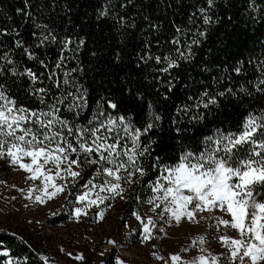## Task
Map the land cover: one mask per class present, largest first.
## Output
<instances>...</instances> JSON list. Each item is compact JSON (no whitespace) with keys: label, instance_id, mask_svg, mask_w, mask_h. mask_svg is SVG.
Listing matches in <instances>:
<instances>
[{"label":"snow or ice","instance_id":"snow-or-ice-1","mask_svg":"<svg viewBox=\"0 0 264 264\" xmlns=\"http://www.w3.org/2000/svg\"><path fill=\"white\" fill-rule=\"evenodd\" d=\"M174 3L182 0H155V6L152 0H105L97 10L98 19L114 20L122 37H127L131 30L141 33L140 46L129 55L134 56L137 69L156 66V71L149 75L153 84L163 89L158 92L160 101L170 98V92L181 79L182 68L196 64L195 46L215 43L212 25L224 23L220 12L227 14L235 7L234 0H197L190 6L192 10L184 25L166 16ZM23 4L15 12L22 22L32 21L35 29L31 32L32 42L22 37V24L21 28L0 26V37L6 34L14 37L12 46L0 42V48H7L0 54V78L5 81L0 83V160L27 173V187L18 188L25 200L47 206L63 196L64 203L51 215L66 212L74 222L82 221L90 213L103 221L117 200H130L136 205L131 216L137 227L124 224L130 228L126 241L139 235L140 229L141 243H145L167 236L172 226L206 222L204 234L195 235L180 251L168 257L152 251L151 256L162 264H264V62H259V58L256 64L250 59L244 62L237 59L229 65L236 74L252 66L253 78L245 77V83L239 87L223 83L219 72L209 77L215 89L211 84L189 78L188 88L199 86L198 90L193 91L191 102L182 103L176 112L194 122L193 132L196 125L204 127L212 123L209 116L216 120L225 101L248 104L246 116L235 130L222 127L220 121L211 134L200 137L198 148L185 145L175 162L161 156L153 159L157 130H163L165 119L160 103L134 87L138 81L129 77L118 89L102 95L91 117L82 122L81 113L89 107L90 96L88 87L81 83L88 66L78 53L86 46L87 37L62 32L44 19L41 14L55 11L57 0H49L48 8L43 0L38 5L23 0ZM129 8L134 9L131 14L127 12ZM245 10L250 19L257 12L264 22V0H245ZM161 16L174 29L167 39L165 19ZM48 46L57 47L55 59L46 53L41 55L39 50ZM18 49L21 56L43 66L45 71L21 65L14 58ZM90 55L96 57L99 53ZM70 61L76 66L68 67ZM113 61L123 62L120 50L113 54ZM210 65L214 66L215 60L204 62V71L210 73ZM23 78L28 80L27 91L35 98V107L19 102L6 83L9 79L15 83ZM227 79L231 81L232 77ZM46 80L51 81L52 87L45 84ZM142 106L148 111L143 112L141 122L142 112L136 109ZM169 123L175 125V132L187 135L188 129L179 119H169ZM153 169L154 178L145 179ZM18 239L32 247L22 235ZM212 241L223 251H213L209 247ZM108 243L113 248L124 246L118 245L116 239ZM193 249L196 253L189 255ZM11 251L0 240V255L6 257L5 264H33L30 256H13ZM59 251L80 264L86 260L82 252L74 254L62 246ZM111 255L112 264H128L116 252ZM37 256L41 264H53V257L43 252Z\"/></svg>","mask_w":264,"mask_h":264},{"label":"trees","instance_id":"trees-1","mask_svg":"<svg viewBox=\"0 0 264 264\" xmlns=\"http://www.w3.org/2000/svg\"><path fill=\"white\" fill-rule=\"evenodd\" d=\"M34 5L41 3V0H31ZM105 0H57V6L55 11L42 13L46 21L50 20L51 23L62 32L73 36L87 37L86 46L78 53L79 59L84 65L88 66L87 71L83 74L81 83L85 84L89 89V107L81 113V121L85 122L91 117L92 112L96 110V101L100 99L102 95L110 94L111 90H116L120 87V84L127 80L129 77H133L137 84L134 87H139L141 90L146 91L148 98L160 103V108L164 116L163 130H157L159 132L158 144L153 148V159L155 156L164 157L170 162H175L179 153L182 151L185 145L192 148L199 147V139L204 134H211V130L220 121H223L222 127H231L235 130L236 126L242 123L246 116V109L248 104H241L238 102L229 103L224 102V106L221 110V115L216 120H213L212 116H209V120L212 123L207 124L204 127L196 125V129L193 132L192 124L187 117L176 112V108L182 103L191 102L190 97L193 91L196 89H189L188 85L191 83V79L199 80L204 84H211L215 89L216 85L209 78L216 76L217 72L220 73L223 78V83H230L239 87L245 83V77L248 79L253 78L252 66L248 65L246 70L240 74L232 72L229 65L235 63L238 59L241 62L251 60L253 64L258 62H264V22L259 18V13L253 12V18L248 17V12L245 10V0H234L235 7L232 8L227 14L220 12V16L224 23L219 25H212L214 30L212 33V39L215 42H204L196 47V64L186 65L181 70V79L177 81V86L174 91L170 92V98L167 101H160L158 92L163 89L155 86L151 80L149 73L156 71V66L151 65L147 68L137 69V65L133 62L134 56L130 57V53H133L139 46L142 40V35L138 30H131L127 37H122L120 32L117 31L114 20L111 17L97 18V10L101 8ZM153 6H155V0H152ZM197 0H182V3H174L171 9L167 10L166 16L174 19L177 24L187 25V16L191 12V5L195 4ZM45 7L48 8L49 0H43ZM67 5V7H64ZM16 7H24L23 0H0V26L2 27H16L21 28L22 37L32 42L33 37L31 32L34 31L32 21H21V17L15 12ZM70 9V11H69ZM239 9V13L233 15L236 10ZM35 12V8H33ZM134 9L129 8L127 12L131 14ZM155 15V13H154ZM11 16L12 19H7ZM161 19H165V36L174 31L172 24L165 16H161ZM230 19V23L227 22ZM143 27V21L140 22ZM18 38V37H16ZM14 37L12 35H5L0 37V42L7 46L13 45ZM222 41V42H221ZM7 48H0V54ZM120 50L123 56L122 63H116L113 61V54ZM43 56L45 53L55 59L58 55L56 46H48L39 50ZM91 52H98L99 55L92 57ZM67 55V53H66ZM20 61L21 65H27L29 67H39L41 71H45L43 66H37L34 62L27 60L26 57L21 56V50H17L14 57ZM215 60V65L211 67V72L204 71V62ZM2 62V61H0ZM51 63V61H49ZM68 67H75L74 61H70ZM259 70L257 69V72ZM145 76L148 79H145ZM228 76L232 79L229 81ZM5 82L0 78V83ZM11 94L16 96L19 102H23L30 106H37L35 98L31 97L28 93L29 83L26 78L17 79L13 83L12 79L6 81ZM45 84L52 87L51 81L46 80ZM186 89H188L186 91ZM259 107V105H254ZM136 111L142 112L140 117L141 122L143 120V112L148 111L146 107L137 108ZM169 119H179V123L183 125L185 129H188L187 135L182 136L175 132L174 124L169 123ZM156 170L153 169V173L145 179H153ZM67 219L66 214H60L49 219L51 224H58ZM12 231L0 228V240L4 242V246L11 248V254L13 256L28 255L31 257L33 264H41L37 256L38 252H41L39 248L29 240L28 243L32 246L23 244L18 236H13ZM75 245V244H74ZM80 250L88 251L86 246L76 244L74 246ZM114 252V251H113ZM107 258L106 264H112V253ZM76 254V250L73 252ZM90 255V254H89ZM91 256V255H90ZM6 257L0 255V264H5ZM85 264H91L90 257H86ZM56 264V263H53Z\"/></svg>","mask_w":264,"mask_h":264},{"label":"rangeland","instance_id":"rangeland-1","mask_svg":"<svg viewBox=\"0 0 264 264\" xmlns=\"http://www.w3.org/2000/svg\"><path fill=\"white\" fill-rule=\"evenodd\" d=\"M26 178L27 173L24 170L0 160V181L4 182L0 183V228L22 235L35 244L41 252L53 257V263L56 264H80L74 257H68L65 252L59 251L60 246L65 251L82 252L85 257H90L91 264H106L110 251L126 258L128 264H162L151 256L152 251H159L168 257L169 254L189 245L195 235L204 234L206 229L205 221L199 224L182 223L170 227L167 236L145 243H141L142 229H140L139 235H134L126 241L130 228L137 227L136 220L131 216L136 205L130 200H117L113 208L106 213L103 221L95 219L90 213L82 221L74 222L66 212H61L60 214L67 215V219L58 224H51L49 219L55 217L51 215V211L59 210L60 205L64 203V197L61 196L47 206L32 204L18 191L20 187H27ZM25 203H28L29 207H24ZM125 223L130 228L124 227ZM229 234L235 235L234 232ZM110 239H116L118 245L124 246L113 248L108 243ZM76 244L86 246L88 251L74 247ZM153 245H156V248H153ZM209 247L215 252L223 251L215 241H212ZM105 249L108 251L101 256L100 253ZM196 251L193 249L189 255L195 254Z\"/></svg>","mask_w":264,"mask_h":264}]
</instances>
